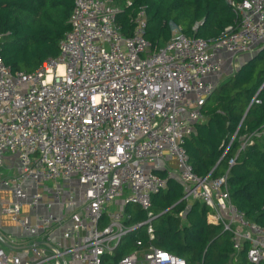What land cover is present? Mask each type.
I'll list each match as a JSON object with an SVG mask.
<instances>
[{"label": "built area", "instance_id": "obj_1", "mask_svg": "<svg viewBox=\"0 0 264 264\" xmlns=\"http://www.w3.org/2000/svg\"><path fill=\"white\" fill-rule=\"evenodd\" d=\"M228 2L239 23L220 39L192 38L171 24L172 38L154 47L143 11L127 36L113 0H75L57 59L27 73L0 56V189L13 195L3 212L22 231L8 238L20 254L0 243V264H109L130 232L154 239L152 197L167 180L151 167L167 156L181 165L184 199L205 204L208 221L229 233L233 248L249 245L251 263L264 264V227L232 203L227 175L193 172L185 148L205 120L227 55L264 43V0ZM6 154L18 159L15 176L1 172ZM54 205L60 213L37 212ZM26 206L35 212L32 223ZM127 207L145 218L132 223ZM143 245L137 237L138 249L117 264H187Z\"/></svg>", "mask_w": 264, "mask_h": 264}, {"label": "trees", "instance_id": "obj_2", "mask_svg": "<svg viewBox=\"0 0 264 264\" xmlns=\"http://www.w3.org/2000/svg\"><path fill=\"white\" fill-rule=\"evenodd\" d=\"M75 0H0V56L14 72H33L60 56L59 43L70 29ZM120 6L117 23L130 36L136 18L147 17L145 37L154 47L172 38L171 24L192 38L216 41L239 19L228 0H113ZM240 2L242 0H233ZM205 120L195 125L185 148L188 164L200 178L227 175L232 203L249 221L264 227V43L223 82L204 106ZM245 148L242 144L247 140ZM233 160V165L230 161ZM166 188L152 197L154 239L144 230L127 234L109 264L144 248L173 253L187 264H253L249 245L233 248L221 225L208 221L209 208L186 201L182 182L156 172ZM132 223L145 218L136 208ZM108 258L105 259L107 261Z\"/></svg>", "mask_w": 264, "mask_h": 264}, {"label": "crops", "instance_id": "obj_3", "mask_svg": "<svg viewBox=\"0 0 264 264\" xmlns=\"http://www.w3.org/2000/svg\"><path fill=\"white\" fill-rule=\"evenodd\" d=\"M228 57V55H227ZM228 65V64H227ZM229 68V66H228ZM226 70V69H225ZM3 167L1 168V172L5 177L15 176L19 172V163L16 156H12L6 154L3 159ZM154 172H161L167 176L173 177L180 181V176L178 177L175 174V171L178 169V162L175 158L167 156L161 163L159 167H151ZM157 174V173H156ZM46 187L43 186L42 190H45ZM13 195L7 189H0V243L5 249H10V245L8 244L9 237H17L22 238V231L19 226L14 223L11 218L3 212V209L8 204L9 201L13 200ZM55 208L54 213H60L61 208L58 205ZM53 206V207H55ZM52 207V208H53ZM46 207H41L37 212L39 213H47L48 211L52 210ZM133 208V207H130ZM24 213L29 222L35 221V212L30 210L29 207L24 208ZM27 242V240H25ZM14 254H20V250L18 248H11L10 249Z\"/></svg>", "mask_w": 264, "mask_h": 264}, {"label": "rangeland", "instance_id": "obj_4", "mask_svg": "<svg viewBox=\"0 0 264 264\" xmlns=\"http://www.w3.org/2000/svg\"><path fill=\"white\" fill-rule=\"evenodd\" d=\"M116 7L120 8L119 5L115 4ZM259 51V47L256 48L253 52L251 53H241L237 54L235 56L228 55L227 61H225L223 65L222 72L220 74V77L218 79L217 83L223 82L226 78H228L234 71H236L244 62H246L250 57L254 56L257 52ZM228 64V65H227ZM47 64H45L46 66ZM229 66V68H228ZM226 69V70H225ZM250 141V139H247L245 142ZM251 142V141H250ZM178 162V161H177ZM180 170H181V165L178 162V169L175 171V174L179 177L180 176ZM52 187V185H50ZM55 206V205H54ZM116 207V206H115ZM114 206H110V209H114ZM55 208L57 206L53 207L51 212H56ZM134 208V207H133Z\"/></svg>", "mask_w": 264, "mask_h": 264}]
</instances>
